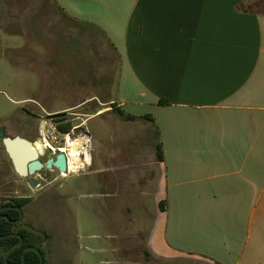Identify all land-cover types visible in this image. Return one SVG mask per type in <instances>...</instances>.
Here are the masks:
<instances>
[{"label": "crops", "instance_id": "1", "mask_svg": "<svg viewBox=\"0 0 264 264\" xmlns=\"http://www.w3.org/2000/svg\"><path fill=\"white\" fill-rule=\"evenodd\" d=\"M55 2L79 43L102 42L68 111L84 109L86 218L115 232L119 259L104 263L142 240L161 260L264 264V0ZM114 71L115 98L90 94ZM94 119L108 134L91 154Z\"/></svg>", "mask_w": 264, "mask_h": 264}, {"label": "rangeland", "instance_id": "2", "mask_svg": "<svg viewBox=\"0 0 264 264\" xmlns=\"http://www.w3.org/2000/svg\"><path fill=\"white\" fill-rule=\"evenodd\" d=\"M74 27L64 18L55 0H0V127L6 129L0 138V199H32L23 210V219L17 228L39 235V247L46 264H105L107 260L117 261L119 254L114 249L117 246L114 230L97 225L85 215V182L94 176H85V168L66 178L59 171L44 169L34 176L42 181L41 185L32 188L28 185L32 177L22 178L15 173L1 143L2 138L17 134L29 138L37 149L43 147L39 152L44 162L56 157L47 147L65 146L62 136L55 131V122L67 119L73 127L81 122L74 113L84 109L62 112L86 96L87 93L83 95L78 88L85 80L88 63L85 49L98 48L102 42L98 43L99 38L93 31V43L85 47V43L74 38ZM117 83L118 75L114 71L107 92L90 94H97L104 100L115 98ZM23 109L39 112L42 116L39 123L28 118ZM55 111L60 112L46 115ZM100 123L99 119H94L86 127L82 126L92 136L91 154H95L96 141L108 134ZM35 125L39 126V133L35 132ZM80 132L73 128L65 142L84 140ZM80 157L83 161L85 154ZM53 179L56 180L49 184ZM86 233L99 235V238L90 242L85 240ZM140 242L137 247L120 252V264L124 259L128 264L131 261L138 264H209L191 258L167 261L150 257L144 253V243ZM90 243H102L104 248L102 251L93 249L96 247Z\"/></svg>", "mask_w": 264, "mask_h": 264}, {"label": "water", "instance_id": "3", "mask_svg": "<svg viewBox=\"0 0 264 264\" xmlns=\"http://www.w3.org/2000/svg\"><path fill=\"white\" fill-rule=\"evenodd\" d=\"M2 142L6 150V153L12 163L15 173L22 178L32 177V180L30 182V187L32 188H35L40 185V180L34 176H36L44 168L48 170L57 168L63 174L68 173L67 157L64 152L60 151L56 156V158L50 157L47 160L46 164L44 165V163L40 160L41 154L39 150L34 146V144L30 140L23 138L21 136H15V137L8 136L3 138ZM10 209H16L20 212V217L12 222L14 223L20 222L23 218V212L20 207L5 205L0 207V213ZM3 218L7 219V216L0 215V219ZM11 237H17L19 241L13 244L8 249L7 253L4 256L5 264H10L8 262V257L10 256V254L13 252L14 249L21 246L24 242L23 237L20 234H16V233L0 236V239H7ZM27 251L36 252L40 257L41 264H44V258L41 254V251L36 246H27L24 248L22 254L23 264L26 263Z\"/></svg>", "mask_w": 264, "mask_h": 264}, {"label": "trees", "instance_id": "4", "mask_svg": "<svg viewBox=\"0 0 264 264\" xmlns=\"http://www.w3.org/2000/svg\"><path fill=\"white\" fill-rule=\"evenodd\" d=\"M160 103L167 104L168 102L166 100H160ZM114 112L129 121H134L137 119V117L128 115L119 109H114ZM145 117L152 119L150 115H146ZM72 128L73 126L69 124L58 125V129L61 132H69ZM158 159L163 160L161 145H158ZM31 201L32 199L29 197H12L7 200L0 199V207L6 205V206H18L24 209L29 203H31ZM160 207L164 208L163 203H160ZM0 215L7 216V219H4V218L0 219V236L12 234V233H18L23 237V240H24L23 244L17 247L16 249H14L13 252L8 257V262L10 264H23L22 254H23L24 248L27 246L38 247L41 251V254L43 255V251L39 247L41 244L39 237H37L39 235H36L32 233L30 230L25 229V228H17L18 225L12 222L19 218L20 213L18 211L14 209H10V210L1 212ZM18 241L19 239L17 237L0 239V264H5V261H4L5 254L7 253L8 249ZM147 256H150V255L147 254ZM25 264H41L39 255L34 251H27ZM44 264H46L45 259H44Z\"/></svg>", "mask_w": 264, "mask_h": 264}, {"label": "flooded vegetation", "instance_id": "5", "mask_svg": "<svg viewBox=\"0 0 264 264\" xmlns=\"http://www.w3.org/2000/svg\"><path fill=\"white\" fill-rule=\"evenodd\" d=\"M36 107H38V106H36ZM68 110H63V112L62 113H66ZM23 112L24 113H26V115H28V118H32L33 119V121H35L36 120V123L38 124L39 123V120L41 119V115H40V113L39 112H37V111H34V109L33 110H31V109H23ZM57 114H59V113H57ZM57 114H53V113H46V115L47 116H53V115H57ZM59 123L61 124V125H66V124H68V120L67 119H61L59 122H55V131H57L61 136H62V140H63V144H65L66 142V138L67 137H70V133L72 132V130H73V128L69 131V132H61L59 129H58V125H59ZM58 124V125H57ZM33 128H35V132H37V133H39L40 131H39V126H36L35 125V127H33ZM6 132V129L4 128V127H0V138L4 135V133ZM15 136H21V135H19V134H17V135H15ZM15 136H13V137H15ZM8 137V136H7ZM21 137H23V136H21ZM5 138V137H4ZM23 138H26V137H23ZM55 139H56V137H54ZM26 139H28V140H30L31 141V139H29V138H26ZM2 140H3V138L1 139V143H2V145H3V142H2ZM32 142V141H31ZM52 143H54L53 141H52ZM56 143V142H55ZM57 143H60V142H57ZM3 148H4V145H3ZM58 148H60V146H57V145H55V146H49V147H47V149H48V151H49V153H52V154H55L56 156L58 155V153L60 152V150L58 149ZM53 149H55V151L57 152V153H53ZM4 150H5V148H4ZM5 152H6V150H5ZM62 152V151H61ZM7 154V153H6ZM41 158H42V154H41V156H40V160H41ZM56 158V157H55ZM42 161V160H41ZM43 162V161H42ZM46 162L47 161H44L43 163H44V165L46 164ZM45 169V168H44ZM43 169V170H44ZM45 170H48V169H45ZM42 171V170H41ZM48 171H50V172H55V171H59L57 168H53V169H51V170H48ZM72 172H74V171H72ZM59 173L61 174V172L59 171ZM62 176V175H61ZM31 180L32 179H30L29 180V182H28V185L30 184V182H31ZM56 179H53V180H51V181H49L48 183L49 184H52L54 181H55ZM41 183H42V181L40 180V185H41ZM30 186V185H29ZM30 198V197H29ZM14 207H18V206H14ZM21 208V207H20ZM22 209V208H21ZM25 209V208H24ZM24 209H22V212H23V210ZM14 210H16V209H14ZM16 211H18V210H16ZM19 212V211H18ZM20 213V212H19ZM24 215V214H23ZM20 217V216H19ZM23 219V218H22ZM21 222V221H20ZM19 223V222H18ZM18 223H15V224H17L18 225ZM16 234H18V233H16Z\"/></svg>", "mask_w": 264, "mask_h": 264}, {"label": "bare ground", "instance_id": "6", "mask_svg": "<svg viewBox=\"0 0 264 264\" xmlns=\"http://www.w3.org/2000/svg\"><path fill=\"white\" fill-rule=\"evenodd\" d=\"M81 145H82V142L80 140H78V141L77 140H69V145H68V146H70L69 151H71V153H72L71 155H73V157L71 156L72 159H71L70 164H69L70 171H77L78 169H81L83 167L82 163L79 162V160H80L79 155L80 154L82 155V153H81L82 149L79 152L78 148ZM38 150L42 151L43 147H39ZM84 154L86 156H88V153L86 154L84 152Z\"/></svg>", "mask_w": 264, "mask_h": 264}, {"label": "built area", "instance_id": "7", "mask_svg": "<svg viewBox=\"0 0 264 264\" xmlns=\"http://www.w3.org/2000/svg\"><path fill=\"white\" fill-rule=\"evenodd\" d=\"M68 145H69V142L65 143V146L58 148L60 151H62V152H64V153L66 154V157H67V165H68V173H67V174H69V173H75V172H76V173H77V172H80L81 169H82V170L84 169V164H83V167H82L81 169H78V170L75 171V172L70 171L69 164H70V161H71L72 157L70 156V152H69V147H68ZM53 150H54L53 153H57V152L55 151V149H53ZM84 151H85V148H82V150H81L82 155H81V156L84 155ZM84 159H85V158H84ZM84 159H83V161L85 162ZM64 175H66V174H64Z\"/></svg>", "mask_w": 264, "mask_h": 264}]
</instances>
